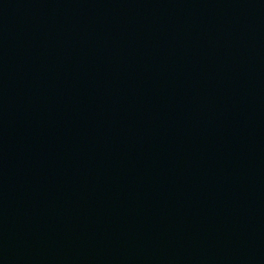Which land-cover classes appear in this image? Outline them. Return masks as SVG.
I'll return each instance as SVG.
<instances>
[{
  "label": "water",
  "instance_id": "water-1",
  "mask_svg": "<svg viewBox=\"0 0 264 264\" xmlns=\"http://www.w3.org/2000/svg\"><path fill=\"white\" fill-rule=\"evenodd\" d=\"M0 264H264V0H0Z\"/></svg>",
  "mask_w": 264,
  "mask_h": 264
}]
</instances>
